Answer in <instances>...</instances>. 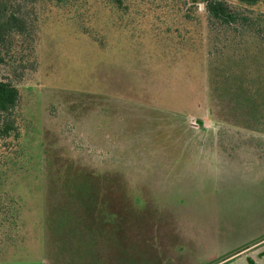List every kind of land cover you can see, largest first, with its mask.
Segmentation results:
<instances>
[{
    "label": "rangeland",
    "instance_id": "374dc122",
    "mask_svg": "<svg viewBox=\"0 0 264 264\" xmlns=\"http://www.w3.org/2000/svg\"><path fill=\"white\" fill-rule=\"evenodd\" d=\"M52 16L24 89L40 185L0 264H264V85L226 91L205 35L188 53L117 18L101 49Z\"/></svg>",
    "mask_w": 264,
    "mask_h": 264
},
{
    "label": "trees",
    "instance_id": "16d2710c",
    "mask_svg": "<svg viewBox=\"0 0 264 264\" xmlns=\"http://www.w3.org/2000/svg\"><path fill=\"white\" fill-rule=\"evenodd\" d=\"M54 14L70 20L101 49H107L109 42L100 28L110 20L111 29L115 28L117 18L130 19L131 23L146 21L152 31L164 35L166 41H176L188 53L205 35L207 68L213 79L225 84L226 91L235 89L239 97L253 91V86L264 85V0H0L3 254L15 250L22 236L25 189L40 185L41 125L24 106V89L27 83L33 84V77L42 68L43 31ZM13 71L17 75L11 78ZM262 130L256 129L260 132L251 140L264 146ZM239 142L246 143L245 139Z\"/></svg>",
    "mask_w": 264,
    "mask_h": 264
},
{
    "label": "crops",
    "instance_id": "0c3cea01",
    "mask_svg": "<svg viewBox=\"0 0 264 264\" xmlns=\"http://www.w3.org/2000/svg\"><path fill=\"white\" fill-rule=\"evenodd\" d=\"M263 253H264V251L262 253H259V257L260 258L263 257V255H262ZM249 261H250L251 264H255V260L252 259L251 257H249Z\"/></svg>",
    "mask_w": 264,
    "mask_h": 264
}]
</instances>
